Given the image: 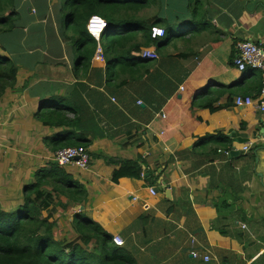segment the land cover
Instances as JSON below:
<instances>
[{
  "label": "crops",
  "instance_id": "1",
  "mask_svg": "<svg viewBox=\"0 0 264 264\" xmlns=\"http://www.w3.org/2000/svg\"><path fill=\"white\" fill-rule=\"evenodd\" d=\"M48 3L40 10L35 0H22L19 28L2 36L21 67L17 90L0 101L6 208L20 202L24 183L34 179L31 164L53 159L43 139L54 130L34 113L44 97L62 95L92 116L85 123L90 165L66 168L89 192L85 205L67 211L70 221L84 211L122 235L126 250L145 264H207L193 249L209 254L212 264H264V114L234 102L237 95L257 99L263 73L232 63L241 41L264 48V0H160L150 15L183 34L163 47L165 60L150 86L136 82L131 94L121 84L106 87L102 77L76 76L60 27L53 24L51 33L47 21L57 1ZM179 53L184 57L168 56ZM96 58H103L101 50ZM147 96L150 105L143 103ZM158 98H165L162 106ZM208 99L219 108L199 106ZM247 143L252 147L244 151ZM97 154L135 160L143 177L113 182L119 163Z\"/></svg>",
  "mask_w": 264,
  "mask_h": 264
},
{
  "label": "trees",
  "instance_id": "2",
  "mask_svg": "<svg viewBox=\"0 0 264 264\" xmlns=\"http://www.w3.org/2000/svg\"><path fill=\"white\" fill-rule=\"evenodd\" d=\"M56 1V9L47 21L51 33L54 32L53 24L57 23L60 27L61 38L67 42L66 49L70 56L75 58L77 53L74 62L76 76L88 82L102 77L107 83L106 87L121 84L128 94L134 92L136 82L143 81L150 86L151 79L161 71L165 60L163 47L183 34L172 31L165 21L161 25L157 14L153 17L147 14L160 0ZM61 1L67 11L63 8L59 19L56 13ZM21 2L0 0V101L6 94L17 90L18 60L13 58L2 36L19 28ZM36 4L40 10L44 9V5ZM93 15L100 16L106 22V28L99 38L87 28ZM153 26L165 28L162 39L152 38ZM69 30L73 33L70 34ZM151 47H155L159 58L143 59L141 54L144 49ZM98 50L103 54L102 59L96 58ZM168 56L180 59L184 54ZM68 100L69 97L51 94L40 101V107L34 113V118L42 126L54 130L52 135L43 139L53 154L69 146L88 148L92 142L87 133L90 128L85 126L92 116ZM158 101L162 106L165 98H158ZM212 101L205 100L199 106L211 110L219 108L213 106ZM143 103L151 104L149 96L145 97ZM192 107H196V100ZM96 156L105 157L110 164L119 163L113 171V182H118L122 177H143L142 168L135 160L118 161L102 154ZM30 167L34 179L24 183L22 198L16 206L6 208L0 196V264H145L125 246L114 244L113 235L84 211L75 212L72 221L67 218L68 210L76 205H85L89 200L88 190L67 171V165H60L53 155V159L44 165L35 166L32 163ZM57 204L63 213L52 219L49 211ZM46 212L49 213L44 216Z\"/></svg>",
  "mask_w": 264,
  "mask_h": 264
},
{
  "label": "built area",
  "instance_id": "3",
  "mask_svg": "<svg viewBox=\"0 0 264 264\" xmlns=\"http://www.w3.org/2000/svg\"><path fill=\"white\" fill-rule=\"evenodd\" d=\"M89 32L99 38L103 30L106 28L104 19L97 15H93L87 25ZM165 35V29L160 26H153L151 36L154 39L161 38ZM143 59H158L159 55L154 48H145L141 54ZM233 65L240 71L244 72L247 69L258 70L263 73L262 86L259 91L258 98L255 99L249 95H237L234 99L236 106H255L264 114V48L257 42L251 40L241 41L237 47L233 57ZM142 104V101H139ZM252 147V143L244 145L243 150L248 151ZM54 160L60 165L74 164L82 169H87L91 162L89 149L85 146H69L61 148L54 154ZM153 193L156 189L152 188ZM245 227V225H244ZM194 239L192 244L194 245ZM113 243L123 245L124 239L121 235L113 236ZM191 254L194 258H202L207 264L211 263L209 254H202L199 251L192 250Z\"/></svg>",
  "mask_w": 264,
  "mask_h": 264
},
{
  "label": "rangeland",
  "instance_id": "4",
  "mask_svg": "<svg viewBox=\"0 0 264 264\" xmlns=\"http://www.w3.org/2000/svg\"><path fill=\"white\" fill-rule=\"evenodd\" d=\"M31 1H32V0H31ZM37 2H39V5H40V6H43V5H44V6H43L44 9H47V7H48V5H49L48 0H35V3H37ZM52 6H54V5L52 4ZM63 8H64V11L66 12L67 9H66L65 5H63V1H61V5L59 6V9H58V7H57V15H58V18H59V19L62 17V14H63V13H62L61 11H62ZM59 11H60V14H61L60 17H59ZM147 14L150 15L151 12L148 11ZM69 33L72 34L73 31H72V30H69ZM176 42L179 43V41H176ZM11 55L13 56L14 59H16V57L13 55V53H12ZM76 59H77V53L75 52V58H74V60L76 61ZM74 60H73V61H74ZM18 65H19V68H21V67H20V63H19ZM74 65H75V63H74ZM19 72H20V69L18 70V75H19ZM75 210H76V209L72 210L70 213H72V212L75 211ZM49 212L52 213V219L57 218L58 214H60V212H61L60 206L57 204V205H55L53 208L51 207V209H50ZM49 212H46V213L44 214V216H47ZM63 221H64V219H62V222H63ZM69 229L71 230V227H70V226H69Z\"/></svg>",
  "mask_w": 264,
  "mask_h": 264
},
{
  "label": "water",
  "instance_id": "5",
  "mask_svg": "<svg viewBox=\"0 0 264 264\" xmlns=\"http://www.w3.org/2000/svg\"><path fill=\"white\" fill-rule=\"evenodd\" d=\"M235 152V150H232L231 151V154H233ZM144 177L150 182L152 179H151V177H150V175L148 174V173H146V174H144ZM83 208V207H82ZM81 208V209H82Z\"/></svg>",
  "mask_w": 264,
  "mask_h": 264
},
{
  "label": "clouds",
  "instance_id": "6",
  "mask_svg": "<svg viewBox=\"0 0 264 264\" xmlns=\"http://www.w3.org/2000/svg\"><path fill=\"white\" fill-rule=\"evenodd\" d=\"M99 17H100V16H99ZM102 19H103V18H102ZM99 37H100V36H99ZM163 37H164V36H163ZM163 37H161V38H163ZM158 39H160V38H158ZM113 236H114V235H113ZM121 236H122V235H121ZM122 237H123V236H122ZM123 239H124V238H123ZM112 241H113V238H112ZM114 244H115V243H114ZM124 244H125V240H124ZM124 244H123V245H124ZM123 245H118V247H119V246H123Z\"/></svg>",
  "mask_w": 264,
  "mask_h": 264
}]
</instances>
